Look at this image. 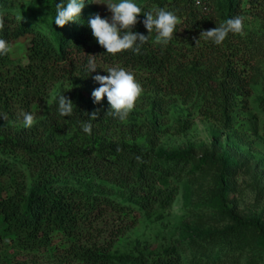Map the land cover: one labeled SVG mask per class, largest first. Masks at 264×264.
Listing matches in <instances>:
<instances>
[{
    "label": "trees",
    "instance_id": "obj_1",
    "mask_svg": "<svg viewBox=\"0 0 264 264\" xmlns=\"http://www.w3.org/2000/svg\"><path fill=\"white\" fill-rule=\"evenodd\" d=\"M244 1L250 6L264 3L223 0L218 10H205L196 7L195 0H133L142 9L133 32L147 36L144 12L156 9L174 12L180 23L166 46L155 43L153 31L140 54L129 50L112 55L98 44L88 24L97 13L111 21V15L96 5L89 11L82 9L77 21L61 28L54 23L55 6L60 0H43L49 22L42 30L32 23L33 5L25 10V19L17 21L16 10L24 6L23 1L0 0V17L5 23L0 38L8 43L30 38L27 64L13 65L10 53L0 56V117L15 118L19 109L29 110L32 101H42L52 85L64 77L60 65L81 53H98L108 64L139 71L136 81L143 89L155 92L153 103L163 105L160 95L179 94L188 102L210 94L221 99L226 111L248 86L255 57H264V24L262 33L247 40L229 33L221 45L200 39V33L242 16ZM58 97L46 125L88 136L81 125L97 112V118L91 121L92 140L65 151L41 149L36 144L40 135L34 127L16 130L0 125V133L5 135L0 140V185L6 191L4 197L0 196V242L3 236L9 237L16 248L3 254L0 264H185L184 254L189 248L181 241L156 256L112 255L117 237L125 230L119 227L120 233L107 238L99 225L107 217L125 221L129 216L134 225L137 212L171 207L179 194L178 183L215 162L222 167L217 179L219 204L232 225L205 235L207 244L190 248L188 264L238 261L237 251L244 244L243 229L252 228L264 240V226L256 219L243 218L228 204L223 152L202 156L190 150L151 152L104 136L97 143L96 137L103 135L100 127H105L103 133L115 130L119 118L107 115L111 108L80 101L70 117H61Z\"/></svg>",
    "mask_w": 264,
    "mask_h": 264
},
{
    "label": "rangeland",
    "instance_id": "obj_2",
    "mask_svg": "<svg viewBox=\"0 0 264 264\" xmlns=\"http://www.w3.org/2000/svg\"><path fill=\"white\" fill-rule=\"evenodd\" d=\"M22 1L24 6L16 10L18 16L25 19V10L33 5L32 23L46 30L49 14L43 0ZM118 2L119 0H84L83 9L89 11L96 5L101 12L112 16L107 3ZM222 2L223 0H200L197 5L195 0L194 4L200 9L218 10ZM242 7L245 34L240 37L247 40L250 36L263 32L264 3L250 6L244 1ZM29 39L21 37L9 43L13 48L10 53L13 65H25L29 62ZM89 55L95 56L97 69L94 72L85 74L88 72V54L73 55L70 62L60 65L64 77L52 85L42 101H32L29 110L19 109L15 118L7 117L5 120L0 117V125L16 130L24 129L21 113H31L35 118L32 127L40 135L36 144L41 149L48 147L55 151H65L72 145L91 142L90 135L82 136L74 130L64 131L54 125L47 126L45 122L58 96L71 95L70 100L74 105L80 101L93 104L92 91L100 87L93 77L97 74L108 75L107 69L110 67H123L106 63L98 53ZM255 62L247 80L248 86L242 95L234 99L228 110H223L220 98L210 97V94L198 96L188 102L179 94L160 95L164 100L161 105L153 103L154 91L143 89L126 121L117 120L115 130H110L111 134L103 133L105 127H100L103 135L96 137L97 143L100 142V136H104L151 152L190 150L196 156L223 152L226 155V168L223 171L227 178L229 206L243 218L256 219L264 226V57H255ZM125 69L133 73L135 78L141 74L131 68ZM100 103L110 108L106 96ZM161 107L163 109H159ZM4 137L0 133V140ZM221 170L222 167L215 162L206 170L183 178L178 183L179 194L171 207L156 206L149 212H137V222L134 225L132 216L125 221L107 217L99 225L104 237L120 233L119 227L125 230V233H120L117 237L110 253L116 256H156L174 242L181 241L189 248L184 254L185 264H188L192 254L190 248L207 244L205 235L232 225V221L222 213L218 200L217 179ZM4 187L0 185L2 197L6 192ZM242 233L244 244L237 251L239 259L227 264H264V240L252 228L243 229ZM1 234L3 235V224L0 217ZM3 237L0 242V257L16 251L10 238Z\"/></svg>",
    "mask_w": 264,
    "mask_h": 264
},
{
    "label": "clouds",
    "instance_id": "obj_3",
    "mask_svg": "<svg viewBox=\"0 0 264 264\" xmlns=\"http://www.w3.org/2000/svg\"><path fill=\"white\" fill-rule=\"evenodd\" d=\"M199 5L200 0H196ZM99 4V3H98ZM109 11L112 13L111 21L97 13L88 21L92 35L98 44L106 50V53L116 55L123 51H133L140 54L141 47L149 41L150 35L155 31V43L167 45L173 38L176 26L180 23L178 16L165 9H156L154 12H144L146 19L143 24L148 31V35L133 32L132 28L137 23V17L142 13V9L133 0H119L118 3H107ZM55 25L64 27L69 22H75L80 17L84 8V0H60L56 4ZM23 19V18H22ZM21 17H17L20 21ZM243 16H235L227 19L219 26L203 30L200 39L212 41L216 45H221L229 33L243 36L244 31ZM5 27L3 17H0V31ZM199 39V40H200ZM197 40V42L199 41ZM196 42V43H197ZM13 51L9 43L0 38V56H6ZM86 65L88 72L97 69L95 56L88 55ZM108 75H95L93 79L99 83L100 87L92 91L94 103H100L106 96L111 110L107 115L119 118L121 122L126 121L129 113L134 109L137 100L140 98L143 88L136 81L133 73L123 67H110L107 69ZM74 111L73 102L64 95L58 97V113L61 117H70ZM25 128H31L35 123L34 115L31 113H21ZM89 122L81 125L84 133L91 135V121L97 118L98 113L92 112ZM6 120L7 116L3 115ZM139 159V157H137Z\"/></svg>",
    "mask_w": 264,
    "mask_h": 264
}]
</instances>
